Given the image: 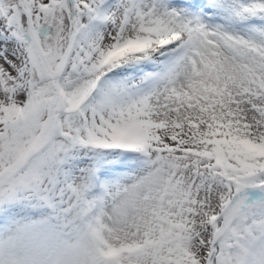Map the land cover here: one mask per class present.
<instances>
[{
  "label": "snow or ice",
  "instance_id": "snow-or-ice-1",
  "mask_svg": "<svg viewBox=\"0 0 264 264\" xmlns=\"http://www.w3.org/2000/svg\"><path fill=\"white\" fill-rule=\"evenodd\" d=\"M0 264H264V0H0Z\"/></svg>",
  "mask_w": 264,
  "mask_h": 264
}]
</instances>
